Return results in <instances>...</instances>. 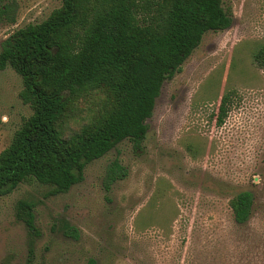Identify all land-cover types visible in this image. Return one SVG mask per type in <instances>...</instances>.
Here are the masks:
<instances>
[{
    "label": "rangeland",
    "instance_id": "374dc122",
    "mask_svg": "<svg viewBox=\"0 0 264 264\" xmlns=\"http://www.w3.org/2000/svg\"><path fill=\"white\" fill-rule=\"evenodd\" d=\"M15 2V23L0 25V47L61 5ZM221 2L230 26L205 33L164 82L138 148L122 141L66 193L51 195L30 179L0 198V264H25L30 248L33 264H264V66L253 59L264 47V0ZM22 88L12 69L0 71V153L32 113ZM223 95L230 105L217 126ZM97 103L81 100L65 135ZM114 162L124 176L111 183ZM243 191L254 205L237 225L229 203ZM19 202L33 206L38 237L17 219Z\"/></svg>",
    "mask_w": 264,
    "mask_h": 264
},
{
    "label": "trees",
    "instance_id": "16d2710c",
    "mask_svg": "<svg viewBox=\"0 0 264 264\" xmlns=\"http://www.w3.org/2000/svg\"><path fill=\"white\" fill-rule=\"evenodd\" d=\"M15 16V0H0V25L14 24ZM230 24L221 0H61L42 22L15 30L1 43L0 71L8 67L21 78L19 98L32 113L0 153V198L30 179L51 195L66 193L87 165L122 141L138 148L164 82L205 33ZM253 59L264 66V47ZM92 97L96 109L65 135L78 103ZM229 105V95L221 96L217 126ZM109 172L111 183L124 176L117 162ZM253 205L249 191L231 199L237 225L248 222ZM16 217L39 236L32 205L19 202ZM25 264H33L32 248Z\"/></svg>",
    "mask_w": 264,
    "mask_h": 264
}]
</instances>
